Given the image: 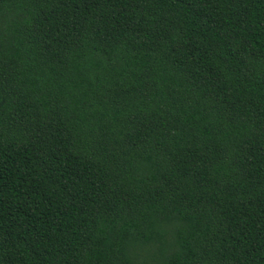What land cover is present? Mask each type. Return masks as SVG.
<instances>
[{
    "label": "trees",
    "instance_id": "obj_1",
    "mask_svg": "<svg viewBox=\"0 0 264 264\" xmlns=\"http://www.w3.org/2000/svg\"><path fill=\"white\" fill-rule=\"evenodd\" d=\"M0 264H264V0H0Z\"/></svg>",
    "mask_w": 264,
    "mask_h": 264
}]
</instances>
